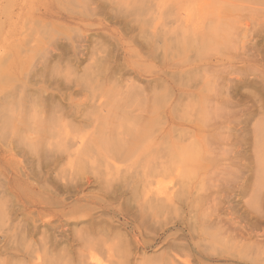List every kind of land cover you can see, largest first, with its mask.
<instances>
[{
    "label": "rangeland",
    "instance_id": "374dc122",
    "mask_svg": "<svg viewBox=\"0 0 264 264\" xmlns=\"http://www.w3.org/2000/svg\"><path fill=\"white\" fill-rule=\"evenodd\" d=\"M222 1L0 0V264H264V8Z\"/></svg>",
    "mask_w": 264,
    "mask_h": 264
},
{
    "label": "bare ground",
    "instance_id": "6f19581e",
    "mask_svg": "<svg viewBox=\"0 0 264 264\" xmlns=\"http://www.w3.org/2000/svg\"><path fill=\"white\" fill-rule=\"evenodd\" d=\"M179 1H180V0H179ZM201 1H202V0H201ZM204 1H206V0H204ZM213 1H214V0H213ZM220 1L223 2L222 0H220ZM225 1H227V0H224V3H225ZM228 1H230V0H228ZM233 1H234V4H237V3H238V1H235V0H233ZM249 1H250V0H249ZM198 2H199V1H198ZM215 2H217V1H215ZM218 2H219V1H218ZM218 2H217V3H218ZM231 2H232V1H231ZM236 2H237V3H236ZM239 2H240V0H239ZM245 2H246V0H245ZM171 3H172V1H171ZM185 3H186V2H185ZM188 3H189V2H188ZM193 3H194V1H193ZM232 3H233V2H232ZM240 3L242 4V7H243V5H244L243 1H241ZM240 3H238V6L240 5L239 8H241V4H240ZM247 3H248V2H246V5H245L246 7H247V5H248ZM206 4H207V3H206ZM250 4H251V3H250ZM250 4H249V5H250ZM254 4L256 5V7H255ZM254 4L252 3V5H253L254 8H253L251 5H250V6H251L253 9H255V10H250V11H253V12H256V11H257V12H258V10H261V9L264 8V0H257L256 2H254ZM147 5H148V4H147ZM163 5H164V3H163ZM187 5H188V4H187ZM196 5H197V4H196ZM183 6H184V5H183ZM238 6H237V7H238ZM251 7H248V8H249V9H252ZM176 8H177V7H176ZM187 8H188V7H187ZM198 8H199V7H198ZM200 8H201V7H200ZM184 9H185V8H184ZM195 9H196V8H195ZM246 9H247V8H246ZM157 11H158V10H157ZM160 11H162V10H160ZM186 11H189V10H186ZM186 11H185V12H186ZM198 11H199V10H198ZM196 12H197V11H196ZM257 12H256V13H257ZM261 12H263V11H261ZM175 13H176V12H175ZM186 13H187V12H186ZM251 13H252V12H251ZM181 14H182V13H181ZM181 14H179V15L181 16ZM200 14H201V13H200ZM202 14H204L203 11H202ZM216 14H217V13H216ZM219 14H220V13H218V15H219ZM254 14H255V13H254ZM158 15H159V14H158ZM174 15H175V14H174ZM176 15H177V14H176ZM205 15H206V14H205ZM205 15H204V16H205ZM218 15H217V16H218ZM172 16H173V15L171 14L170 17H172ZM180 16H179V17H180ZM184 16H185V15H184ZM186 16H187V15H186ZM197 16H198V15H197ZM207 16H208V15H207ZM213 16H214V15H213ZM213 16H211V17H213ZM181 17H182V16H181ZM251 17H252V15H251ZM262 17H263V16H262ZM176 18H177V17H176ZM183 18H184V17H183ZM214 18H215V17H214ZM221 18H222V17H221ZM240 18H241V17H240ZM169 19H170V18H169ZM172 19H173V18H172ZM181 19H182V18H181ZM186 19H187V18L182 19V22H184L183 20H186ZM217 19H218V17H217ZM217 19L214 20V22H215V21L218 22ZM211 20H212V19H211ZM207 21H210V20L208 19ZM228 21H229V22H230V21H231V22L233 21V22L235 23L236 21H239V22H240L241 20H238V18H237L235 15H231V16H228ZM186 22H188V19H187ZM190 22H191V21H190ZM239 22H238V23H239ZM174 23H175V21H174ZM210 23H211V25L214 24V23H212V22H210ZM234 23H233V24H234ZM238 23H237V24H238ZM180 24H181V22H180ZM186 24H187V23H186ZM215 24H217V23H215ZM215 24H214V25H215ZM235 24H236V23H235ZM241 24H242V23H241ZM261 24H262V23H261ZM184 25H185V24H184ZM244 25H245V24H244ZM263 25H264V24H263ZM216 27H218V26L216 25ZM262 28L264 29V27H262ZM194 29H195V30H193V32L196 31V27H195ZM185 30H186V29H185ZM209 30H210V29H209ZM258 30H259V29H258ZM197 31H198V30H197ZM186 32H188V31H186ZM186 32H185V33H186ZM193 32H192V33H193ZM208 32H209V31H208ZM208 32L205 30V33H208ZM262 32H263V31H262ZM188 33H189V32H188ZM198 33H200V32L198 31L197 34H198ZM205 33H202V34H204V35H202V36H205ZM258 33H259V32H258ZM261 34L264 35L263 33H261ZM187 35H188V34H186V36H187ZM190 35H191V31H190ZM193 35H194V36H197L196 34H193ZM194 36H193V37H194ZM202 36L199 35V37H201V38H202ZM191 37H192V36H191ZM197 37H198V36H197ZM263 37H264V36H263ZM189 38H190V37H189ZM190 39H191V38H190ZM194 39H196V38H194ZM202 39H203V38H202ZM199 41H200V38H199ZM262 48H263V47H262ZM242 49H243V48H242ZM232 56H233V55H232ZM234 57H235V56H234ZM236 57H237V59H239L240 56H239V57L236 56ZM232 58H233V57H232ZM241 58H242V57H241ZM234 59H235V58H234ZM225 60H226V59H225ZM227 60H228V59H227ZM218 61H219V60H218ZM233 61H234V60H233ZM237 61H238V60H237ZM202 62H203V61H202ZM210 62H211V61H210ZM220 62H221V61H220ZM220 62H219V63H220ZM204 63H205V62H204ZM206 63H207V62H206ZM221 63H222V62H221ZM224 64H225V63H224ZM215 65H217V63L214 64V63L211 62L210 67H211V71H212V72H213V71H214V72H217V71H215L216 69H214V68H215ZM229 65H230V64H229ZM227 66H228V65H227ZM196 67H198V66H196ZM206 67H208V65L205 66V68H206ZM187 68H188V67H187ZM203 68H204V67H203ZM221 68H222V67H221ZM223 68H224V67H223ZM219 69H220V68H219ZM225 69H226V68H225ZM225 69H224V70H225ZM235 69H236V68H235ZM236 70H237V69H236ZM220 71L223 72L222 69H220ZM220 71H219V73H220ZM234 71H235V70H234ZM231 73H232V72H231ZM228 75H229V74H228ZM228 75H226V76H228ZM230 75H231V74H230ZM236 76H237V75H236ZM236 76H235V77H236ZM228 78H229V77H228ZM233 78H234V77H233ZM236 78H237V77H236ZM231 79H232V78H231ZM223 81H224V80H223ZM230 81H231V80H230ZM228 82H229V81H228ZM241 83H242V82H241ZM244 83H245V82H244ZM233 85H234V84H233ZM239 85H240V84H239ZM227 87H228V86H227ZM229 87H230V86H229ZM199 89H200V88H199ZM183 90H184V89H183ZM193 90H194V89H193ZM195 92H197V91H193L194 94H195ZM199 93H200V92H199ZM199 93H198V94H199ZM214 93H215V92H214ZM227 93H228V92H227ZM182 94H183V93H182ZM182 94H180V95H182ZM185 94L188 95V96H193V95H191V94H192L191 92H185L184 95H185ZM217 94H219V93H217ZM217 94H216V95H217ZM180 95H179V96H180ZM184 95H183V96H184ZM186 95L184 96V98H187ZM200 95H202V94H200ZM200 95H199V96H200ZM212 95H213V93H212ZM212 95H210V96H212ZM214 95H215V94H214ZM214 95H213V96H214ZM216 95H215V97H216ZM183 96H182V97H183ZM195 96H196V95H195ZM204 96H205V95H204ZM223 96H226V95H223ZM171 97H172V96H171ZM177 97H178V96H177ZM217 97H218V95H217ZM229 97H230V96H229ZM229 97H227V98H229ZM192 98H193V97H192ZM202 98H203V97H202ZM202 98H201V99H202ZM220 98H221V97H220ZM222 98H223V97H222ZM178 99H179V98H178ZM181 99H183V98H181ZM207 99H208V98H207ZM218 99H219V98H218ZM185 100H186V99H185ZM203 100H205V98H204ZM210 100H211V99H210ZM190 101H192V100L190 99ZM190 101H189V102H190ZM214 101H215V100H214ZM214 101H213V103H214ZM217 101H218V100H217ZM225 101H226V100H225ZM189 102H188V103H189ZM208 102H209V101H208ZM226 102H227V101H226ZM190 103H193V104H194V100H193V102H190ZM223 103H224V102H223ZM193 104H192V105H193ZM203 104H204V103H203ZM224 104H225V103H224ZM226 104H227V103H226ZM232 104H233V103H232ZM234 104H235V103H234ZM185 105H187V104H185ZM189 105H190V104H189ZM204 105H205V104H204ZM183 106H184V105H183ZM212 106H213V105H212ZM214 106H215V104H214ZM187 107H188V105H187ZM187 107H186V108L184 107V109H185L184 111H186ZM216 107H217V106H216ZM217 109H218V108H216V111H217ZM169 110H171V109H169ZM212 110H213V109H212ZM182 111H183V110H182ZM215 113H216V112H215ZM179 114H180V113H179ZM217 114H218V113H217ZM201 115H203V113H202ZM175 116H176V115H175ZM205 116H207V115H205ZM223 116H224V115H223ZM164 117H165V119H164V123H163L164 126L161 127V130L159 131V134L161 135L162 138H160L159 141L156 140L157 143H163L162 141H164L163 139L165 138L166 140L168 139L167 141H169V144L173 142L174 145L178 148L179 146L182 145V144H181V142H182L181 140H183L184 138H187V137L189 138V137H190V133H191V131H192V133L194 132L193 128H194L196 125L198 126V124H196V123H198V122H197V121L195 122V120H193V119H192V120H188V122H186V118H185V123H184L182 119H181V121H180V120H178V118L175 119L176 117L173 118V116H172V114H171L170 111H167V114H166ZM197 117H198V116H197ZM213 117H214V116H213ZM224 117H225V116H224ZM179 118H180V117H179ZM182 118H183V117H182ZM207 118H208V117H206L205 119H207ZM174 119H175V120H174ZM190 119H191V118H190ZM195 119H196V118H195ZM198 119H199V117H198ZM205 119H204V123H205ZM263 119H264V118H263ZM201 120H202V118H201ZM227 120H228V119H227ZM211 121H212V119H211ZM235 121H236V120H235ZM134 122H135V121H134ZM199 122H200V121H199ZM207 122H209V121H207ZM229 122H230V121H229ZM259 123H260V122H259ZM137 124H138V123H137ZM137 124H136V125H137ZM213 124H214V123H213ZM200 125H202V127L204 126L205 128L208 127V126L206 127L205 124L203 125L202 122L200 123ZM215 125H216V123H215ZM245 125H246V124H245ZM256 126H257V125H256ZM261 126L264 128V125H263V124H262V125H258L257 128H254V130H253V132H254V137H257L258 133L260 134V132H258V131L261 129ZM209 127H212V126L209 125ZM138 128H139V127H138ZM196 129H197V128H196ZM199 129H200V126H199ZM208 129L210 130V128H208ZM258 129H259V130H258ZM206 130H207V129H206ZM218 130H220V129H218ZM138 131H139V130H138ZM211 131H212V129H211ZM211 131H209V132L211 133ZM260 131L262 132V130H260ZM196 132L199 133V131H196ZM207 132H208V131H207ZM192 133H191V135H192ZM134 134L136 135V133H134ZM134 134H133V137H134ZM195 134H196V133H195ZM205 134H206V133H205ZM208 134H209V133H208ZM208 134H207V135H208ZM211 134H212V133H211ZM262 134H263V133H262ZM203 135H204V133H203ZM203 135H202V136H203ZM219 135H220V134H219ZM263 135H264V134H263ZM195 136H196V135H195ZM200 136H201V135H200ZM222 137H223V136H222ZM229 137H230V136H229ZM106 138H107V137H106ZM235 138H237V137H235ZM260 138H262V137H260ZM189 139H190V138H189ZM208 139H209V137H208ZM211 139H212V138H211ZM221 139H222V138H221ZM252 139H253V138H252ZM263 139H264V138H263ZM137 140H138V139H137ZM152 140H153V139H152ZM170 140H172V141H170ZM184 140H185V139H184ZM240 140H241V139H240ZM261 140H262V139H261ZM167 141H165V142L167 143ZM258 141H259V140H257V143H256V144H257V145H258V144L260 145L259 142H261V141H259V142H258ZM123 142H124V141H123ZM149 142H150V141H149ZM193 142H194V141H193ZM193 142H192V143H193ZM213 142H214V141H213ZM237 142H239V141H237ZM166 143H165V144H166ZM189 143H191V142H189ZM205 143H206V142H205ZM205 143H204V144H205ZM80 144H81V143H80ZM169 144H168L166 147H168ZM179 144H180V145H179ZM185 144H187V143L185 142ZM235 144H236V142H235ZM241 144H242V143H241ZM133 145H134V143H133ZM153 145H154V144H153ZM155 145H156V144H155ZM170 145H173V144H170ZM174 145H173V146H174ZM187 145H188V144H187ZM206 145H207V144H206ZM212 145H213V143H212ZM212 145H211V146H212ZM231 145H232V144H231ZM261 145H262V144H261ZM148 146H151V145L148 144ZM188 146H189V145H188ZM211 146H210V147H211ZM215 146H216V145H215ZM237 146H238V145H237ZM132 147H133V146H132ZM166 147H165V148H166ZM184 147H185V145H184ZM184 147H183V148H184ZM208 147H209V146H208ZM172 148H174V147H172ZM172 148H168V149H169V150H170V149L173 150ZM179 148H180V147H179ZM183 148L181 147V149H183ZM257 148H258V147H257ZM168 149H167V150H168ZM189 149H190V148H189ZM189 149H188V150H189ZM174 150H175V152H177V153L181 152V151H177V149H175V148H174ZM179 150H180V149H179ZM186 150H187V149H186ZM165 151H166V149H165ZM258 152L260 153V151H258ZM195 153H196V152H195ZM162 154H163V153H162ZM239 154H240V153H239ZM171 155H172V154H170V156H171ZM174 155H175V154H174ZM174 155H173V156H174ZM192 155H193V154H192ZM196 155H197V154H196ZM261 155H262V154H261ZM261 155H258V156H257V154H256V156L258 157V159H257V158H256V159H257V161H259L260 165H261V162H262V163L264 162V161H263V158H262V160L260 161V156H261ZM166 156H167V155H166ZM170 156H169V158H171ZM217 156H218V154H217ZM198 157H199V156H198ZM205 157H206V156H205ZM225 157H226V156H225ZM261 157H262V156H261ZM162 158H163V156H162ZM192 158H193V157H192ZM201 158H202V157H201ZM203 158H204V157H203ZM220 158H222V157H220ZM173 159H174V158H173ZM181 159H183V158H181ZM199 159H200V158H199ZM174 160H175V159H174ZM235 160H236V159H234V161H235ZM254 160H255V159H254ZM162 161H163V159H161V162H162ZM164 161H165V159H164ZM169 161H170V159H169ZM179 161H180V160H179ZM190 161H192V160H190ZM220 161H221V160H220ZM236 161H237V160H236ZM257 161H256V162H257ZM174 162H175V161H174ZM180 162H182V161H180ZM183 162H184V161H183ZM183 162H182V163H183ZM185 162H187V161H185ZM197 162L199 163L200 161H197ZM223 162H224V161H223ZM178 163H179V162H178ZM189 163H190V162H189ZM189 163H188V164H189ZM205 163H206V161H205ZM241 163H242V162H241ZM168 164H170V163L168 162ZM192 164H193V163H192ZM216 164H217V163H216ZM232 164H233V163H232ZM166 165H167V164H166ZM179 165H180V164H179ZM185 165H187V164L185 163ZM196 165H197V164H196ZM257 165H258V164H257ZM157 166H158V165H157ZM162 166H164V165H163V162H162ZM167 166H168V165H167ZM175 166H176V165H175ZM194 166H195V165H194ZM160 167H161V166H160ZM183 167H184V166H183ZM183 167H182V168H183ZM192 167H193V165H192ZM192 167H191V168H192ZM163 168H164V167H163ZM176 168H178V167H176ZM184 168H185V167H184ZM164 169H165V168H164ZM196 169H197V168H196ZM165 170H166V169H165ZM173 170H175V169H173ZM187 170H190V169H187ZM195 171H196V170H195ZM176 172H177V171H176ZM167 173H168V170H167ZM180 173H181V171H180ZM188 173H189V171H188ZM192 173H193V172H192ZM192 173H191V174H192ZM140 174H141V173H140ZM172 174H173V172H172ZM138 175H139V174H138ZM147 175H148V174H146V176H147ZM152 175H153V174H152ZM153 176H154V175H153ZM178 176H179V175H178ZM186 176H187V174H186ZM143 177H144V176H143ZM150 177H151V176H150ZM131 178H132V177H131ZM144 178H145V177H144ZM188 178H190V177H188ZM145 179H146V178H145ZM145 179H144V180H145ZM147 179H148V178H147ZM185 180H186V179H185ZM149 181H150V180H149ZM183 181H184V180H183ZM186 181H188V180H186ZM186 181H185V182H186ZM144 182L146 183V181H144ZM144 182H143V183H144ZM147 182H148V180H147ZM185 182H184V183H185ZM143 183H142V184H143ZM145 183H144V184H145ZM151 183H152V182H150V186H151ZM178 183H180V182H178ZM185 184H186V183H185ZM147 185H148V184H147ZM182 185H183V184H182ZM150 186H148V189H146V187H144V188L146 189L147 193L150 192V193H148V196L146 197L147 201H149V202H150L151 200H152V201L155 200V199H150V196H149V195H151V192H152V190H153V189H149ZM157 186H158V185H157ZM184 187H185V185H184ZM156 188H157V187H156ZM159 189H160V188H159ZM165 189H166V188H165ZM260 189H261V188H260ZM155 190H156V189H155ZM155 190H154V191H155ZM141 192H142V190H141ZM143 192H144V191H143ZM159 192H160V191H159ZM144 193H145V192H144ZM156 193H157V192H156ZM257 193H259V192H257ZM162 194H163V193H162ZM261 194H263V193H261ZM156 195H158V194H156ZM156 195H155V196H156ZM168 195H169V194H168ZM256 195H257V194H256ZM161 196H162V195H161ZM161 196H160V197H161ZM254 196H255V195H254ZM144 197H145V195L143 196V198H144ZM171 197H172V196H171ZM171 197H170V196H167V193H166V195H164V196L161 197L160 199L165 200V202H166V201H170V200H171ZM255 197H256V196H255ZM260 197H262L261 200H262V203H264V195H262V196L260 195ZM157 199H158V196H157ZM162 200H156V201H154V205H155V207H157V206H161V205L163 206V202H164V201L162 202ZM261 200H260V201H261ZM260 201H259V203H260ZM165 202H164V203H165ZM143 203H147V202L144 201ZM169 203H170V202H169ZM149 205H153V203L151 202V204H149ZM259 205H260V204H259ZM260 206H261V205H260ZM255 207H256V206H255ZM153 208H154V207H153ZM158 208H159V207H158ZM155 209H157V208H155ZM259 218H260V217H259ZM259 218L257 219L258 221H260ZM261 218H262V217H261ZM261 218H260V219H261ZM257 220H256V221H257ZM258 221H257V224H258ZM261 222H262V221H261ZM259 225H260V224H259ZM260 226H261V225H260ZM252 231H253V230H252ZM244 232H246V231H244ZM246 233H247V232H246ZM248 233H249V232H248ZM259 233H260V232H259ZM239 234H240V233H239ZM252 234H254V233H252ZM260 234H261V233H260ZM240 235H242V234H240ZM263 235H264V234H262V236H263ZM243 236L245 237V235H243ZM246 236H247V235H246ZM248 236H249V235H248ZM240 237H241V236H240ZM257 237H258V236H257ZM260 237H261V236H260ZM247 238H249V237H247ZM249 239H250V238H249ZM243 240H244V239H243ZM245 240H246V239H245ZM259 240H260V239H259ZM256 241H258V240H256ZM260 241H264V237H263ZM260 241H259V243H260ZM244 242H246V241H244ZM254 242H255V240L253 241V243H254ZM147 243H148V242H146L145 244H147ZM255 243H256V242H255ZM255 243H254L253 245H255ZM256 244H257V243H256ZM261 244H264V243H261ZM177 246H178V244H177ZM257 246H258V245H257ZM257 246H255V247H257ZM140 247H141V246H140ZM258 248H260V246H258ZM261 248H262V246H261ZM261 248H260V249H261ZM108 249H109V248H108ZM178 249H179V248H178ZM262 249H263V248H262ZM258 250H259V249H258ZM263 250H264V249H263ZM182 251H183V250H182ZM259 251H260V250H259ZM175 252H177V251H175ZM109 253H110V252H109ZM109 253H108V254H109ZM168 253H169V252H168ZM185 253H186V252H185ZM258 253H259V252H258ZM182 254H183V252H182ZM109 255H110V254H109ZM176 255H177V254H176ZM31 256H32V255H31ZM165 256H167V255H165ZM189 256H190V255H189ZM197 256H198V255H197ZM33 257H34V256H33ZM162 257H164V256H162ZM175 257H176V259H177V256H175ZM187 257H188V256H187ZM187 257H186V258L184 257L183 259H179V258H178V259L181 261V262L179 261L180 263H178V264H191L190 259H189L190 257H189V258H187ZM195 257H196V256H195ZM37 258H38V257H37ZM196 258H198V257H196ZM29 259H30V258H29ZM89 259H90V263H88V262H89L88 259H86V260H88V262L85 261V259H84V260L81 259V260H79V261H81L80 264H100V261L98 262L97 259L94 258V257H90ZM201 259H202V258H201ZM196 260H198V259H196ZM196 260H195V261H196ZM39 261H40V260H39ZM199 261H200V259H199ZM199 261H198V262H199ZM201 261H202V260H201ZM33 262H36V261H33ZM51 262H52V261H51ZM177 262H178V261H177ZM192 262H193V261H192ZM141 263H142V262H141ZM32 264H33V263H32ZM35 264H38V262L35 263ZM136 264H137V263H136ZM139 264H140V263H139ZM153 264H177V263H176L175 261H173L171 258L164 257V259H163L161 262H159V263H158V262H155V263H153Z\"/></svg>",
    "mask_w": 264,
    "mask_h": 264
}]
</instances>
